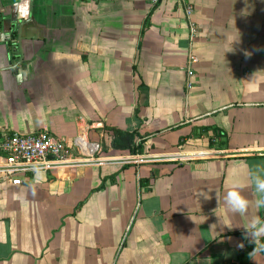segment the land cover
I'll use <instances>...</instances> for the list:
<instances>
[{
    "label": "crops",
    "instance_id": "crops-1",
    "mask_svg": "<svg viewBox=\"0 0 264 264\" xmlns=\"http://www.w3.org/2000/svg\"><path fill=\"white\" fill-rule=\"evenodd\" d=\"M188 1L192 39L178 0H0V138L88 143L0 181V264H264L224 203L264 176V0Z\"/></svg>",
    "mask_w": 264,
    "mask_h": 264
},
{
    "label": "built area",
    "instance_id": "built-area-1",
    "mask_svg": "<svg viewBox=\"0 0 264 264\" xmlns=\"http://www.w3.org/2000/svg\"><path fill=\"white\" fill-rule=\"evenodd\" d=\"M184 8V16L190 30V39L197 33V28L191 19L193 6L188 0H178ZM196 56L190 49L186 62V87L191 88L193 64ZM88 146L83 135L76 137L69 145L64 139L43 130L37 133H6L0 138V181L9 180L12 184H21L22 174L47 172L58 167H73L83 163L80 157ZM94 148L91 155L99 153ZM190 155H178L175 160H186ZM102 162V160H97ZM123 162H130L127 158Z\"/></svg>",
    "mask_w": 264,
    "mask_h": 264
},
{
    "label": "clouds",
    "instance_id": "clouds-1",
    "mask_svg": "<svg viewBox=\"0 0 264 264\" xmlns=\"http://www.w3.org/2000/svg\"><path fill=\"white\" fill-rule=\"evenodd\" d=\"M230 50H232V47ZM248 188L252 190L253 198L251 199L245 196L242 191ZM224 203L227 210L235 215L247 216L250 208L255 209V214L251 216L247 226L244 227L246 237H250L251 242L255 245L249 254L254 258V253L264 250V243H261V240L264 239V218L257 214L264 210V176H261L257 171L249 170L246 177L234 178L231 186L226 191ZM227 226L231 228L233 225ZM240 246L242 247L243 245L241 244Z\"/></svg>",
    "mask_w": 264,
    "mask_h": 264
},
{
    "label": "trees",
    "instance_id": "trees-1",
    "mask_svg": "<svg viewBox=\"0 0 264 264\" xmlns=\"http://www.w3.org/2000/svg\"><path fill=\"white\" fill-rule=\"evenodd\" d=\"M261 243H264V239L261 240ZM255 245L254 243L248 244L245 250L240 251L239 258L242 260V257L245 253H250L254 249ZM264 252V250H261Z\"/></svg>",
    "mask_w": 264,
    "mask_h": 264
}]
</instances>
